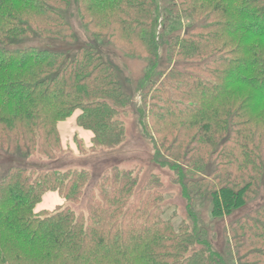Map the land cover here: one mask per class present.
Masks as SVG:
<instances>
[{
    "label": "trees",
    "instance_id": "1",
    "mask_svg": "<svg viewBox=\"0 0 264 264\" xmlns=\"http://www.w3.org/2000/svg\"><path fill=\"white\" fill-rule=\"evenodd\" d=\"M100 43L146 60L133 112L180 188L177 224L156 174L58 162L125 139L136 105ZM72 118L88 142H63ZM49 192L62 202L37 209ZM197 199L229 221L233 264H264V0H0V264H229Z\"/></svg>",
    "mask_w": 264,
    "mask_h": 264
},
{
    "label": "rangeland",
    "instance_id": "2",
    "mask_svg": "<svg viewBox=\"0 0 264 264\" xmlns=\"http://www.w3.org/2000/svg\"><path fill=\"white\" fill-rule=\"evenodd\" d=\"M69 21L73 25V30L78 40L80 42L86 41L89 37L87 30L78 21L73 9L69 13ZM34 40V38H27L21 43L26 45H41L39 41L36 42ZM98 48L103 54H109L110 59L121 68L122 74L119 77L122 88L132 95V102L136 105L133 108L132 106L129 107L122 118L125 124V139L111 151H99L86 154L69 151L61 156L58 162L63 164L70 163L76 167H85L92 170V172H99L101 168L116 164L119 167L134 169L138 172L140 179L150 173L156 174L162 183L161 193L164 196L165 215L170 216L175 214L174 223L177 224L185 216V202L181 196L180 188L172 182L171 171L167 167H162L154 160L155 152L151 143V133L147 124H144L142 127L140 126L139 115L135 113V109L138 106H143V100L141 99L142 90L138 91V89L142 86L141 81L145 74L146 60L137 56L125 55L111 44L103 45L100 43L98 44ZM163 53L164 51H161L159 67L166 64ZM72 140L70 141L71 145ZM94 179L95 177L92 174L89 186L91 184L93 185ZM256 203L257 201L252 203V206ZM72 206L76 210H81L83 203ZM195 209L201 221L208 229L209 237L217 249L225 256L229 264L236 263L233 253L230 251V239L226 231L229 221L225 218L212 217L210 214V203L207 199H197Z\"/></svg>",
    "mask_w": 264,
    "mask_h": 264
},
{
    "label": "crops",
    "instance_id": "3",
    "mask_svg": "<svg viewBox=\"0 0 264 264\" xmlns=\"http://www.w3.org/2000/svg\"><path fill=\"white\" fill-rule=\"evenodd\" d=\"M68 126L69 128H67ZM59 129L62 135L63 142L65 144H70V141L74 133H77L79 137H81L85 142H88L91 137L89 131L77 128L74 118L60 123ZM67 129L69 130L67 131ZM61 202L62 199L59 197L57 193L49 192L43 196V199L41 203L37 206V209H52Z\"/></svg>",
    "mask_w": 264,
    "mask_h": 264
}]
</instances>
